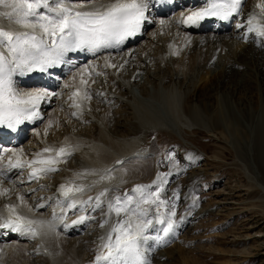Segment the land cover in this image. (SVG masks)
<instances>
[{
  "label": "bare ground",
  "instance_id": "bare-ground-1",
  "mask_svg": "<svg viewBox=\"0 0 264 264\" xmlns=\"http://www.w3.org/2000/svg\"><path fill=\"white\" fill-rule=\"evenodd\" d=\"M170 1L174 5L164 10L156 4L158 0H151L150 9L146 12L148 22L135 42L125 43L119 48L102 49L98 53H71L66 57L71 63L62 65L61 69L58 66L46 73L35 71L16 78L20 91H47L55 95L41 102L38 120L23 125L17 136L0 139V155L4 157L0 160V167L5 171V175L0 177V190H9L6 195H0V217L8 216L2 205L9 201L12 205L19 204L20 212L27 218L52 220L53 210L57 213L61 211V207L56 205L59 197L57 189L68 181L86 186V191L77 199L95 196L105 187L123 193L136 184H151L161 171L157 149L154 150L153 144L144 146L150 134L155 138L157 134L161 138L175 137L181 147L182 158L191 160L193 152L202 156L204 153L196 152L188 145L185 133L191 129L204 131L207 136L231 146L235 152L231 159L234 160L233 166H241L245 175L258 181L257 177L264 167V41L257 43L251 34L246 40L244 33L247 29L237 27L253 14L256 15V22L264 23V16L255 7L258 0H244L241 13L232 18L230 25L209 23L196 33L183 31L177 21L190 11L203 7L204 0ZM73 2L79 3L80 0ZM183 9L186 10L176 15L177 10ZM2 11L6 9L0 8ZM162 20L165 22L163 25L160 23ZM0 27L22 30L5 17H0ZM142 35L143 40L136 43ZM173 52L178 54L173 55ZM105 57L109 59L106 61ZM106 63L116 67H106ZM181 63L187 67L181 69L184 66ZM86 66L83 78L88 80L91 99L84 100L78 109L74 106V99L77 103L80 100L72 98V94L82 87L81 72ZM207 77L209 80L205 85H198L199 80ZM247 92H259L263 106L256 114L252 113L248 121L245 120L248 113H243L242 108L249 101L247 104L234 102V97L227 94L237 98ZM219 96L223 103L221 106L217 104ZM73 112L78 115L72 116ZM65 145L72 146V154L66 161L55 165L59 169L56 172L29 181L28 172L31 169L27 167L7 171V157L11 153L5 154L4 149H23L21 159L31 160L46 147L58 149ZM213 159L217 160L219 156L215 155ZM117 160L124 163L117 165ZM148 164H151L148 167L151 176L147 177L143 175L141 166ZM205 167L186 172L185 179L189 184L184 191L187 193L181 194L185 197L179 195L176 206L183 202L186 209V200L191 198L188 192L191 186L202 185L199 182L205 175ZM105 169H112L113 179L93 185V181L105 174ZM175 169L163 172L171 173L164 179L171 182L176 176L173 171L178 173ZM93 170L95 174H92ZM80 173L84 175L78 176ZM194 176L196 178L193 179ZM261 178L264 181L263 175ZM179 183L173 181L167 184L168 191L165 184V193L162 194L172 199ZM89 185L91 187H87ZM259 188L264 192V184ZM31 189L35 191L30 192ZM20 194L24 195L26 203L17 198ZM49 197L52 199L48 200ZM37 204H44L45 207L37 209ZM191 208L190 203L182 215L185 219L180 229L186 228L187 223L205 212L194 214ZM211 208L208 211H214ZM220 208L216 205V214ZM106 211V207L96 211H81L77 207L66 212L63 222L59 219L54 221L56 232L35 239L15 233L6 247L0 242V264H93L100 238L106 235L115 221L113 215L108 225L100 226ZM16 212L19 213L17 207ZM81 215L92 218L73 224L72 221ZM151 235L155 236V232ZM163 243V239L159 242L151 240L145 245L148 264H163L165 252L169 249L156 253L157 258H151L153 250L162 248ZM44 250H47L46 254ZM171 250L167 256L172 254Z\"/></svg>",
  "mask_w": 264,
  "mask_h": 264
},
{
  "label": "snow or ice",
  "instance_id": "snow-or-ice-1",
  "mask_svg": "<svg viewBox=\"0 0 264 264\" xmlns=\"http://www.w3.org/2000/svg\"><path fill=\"white\" fill-rule=\"evenodd\" d=\"M204 3V7L182 16L177 23L193 26L210 17L229 20L241 13L244 0H204ZM150 4L151 0H80L79 3L73 0H0V8L6 9L0 12V17L7 18L22 29L6 30L0 27V126L15 131L25 122L39 119L41 102L50 95H55L47 91H20L17 77H25L35 71L48 72L71 63L66 59L71 53H98L102 49L119 48L129 37L140 33L142 24L148 22L146 12L149 11ZM255 7L264 16V0H258ZM160 23L163 25L165 22L162 20ZM237 27L247 29L244 33L246 40L251 34L257 43L264 41V23L256 22L255 14L250 15L244 23L237 24ZM177 54L173 52V55ZM108 59L105 57L106 61ZM106 67L115 68L116 65L106 63ZM85 72L87 66L81 72L82 87L72 94V98L78 97L80 100L77 103L74 99V106L78 109L84 100L91 99L88 80L83 78ZM77 115V112L72 113V116ZM8 152L11 155L7 157V171L27 167L31 169L28 172V180L31 181L58 171L55 165L62 160L66 161L72 154V146L65 145L58 149L46 147L31 160L21 159L23 149H4L5 154ZM3 158L0 155V160ZM165 159L171 162L173 156L168 155ZM115 163L122 165L124 161L117 160ZM111 171L112 169H105V174H101L99 180L92 184L113 179ZM92 174H95V170ZM170 174L158 172L156 180L151 184H136L123 193L112 187H105L87 199L76 198L86 191L85 185L68 181L57 189L59 197L56 205L61 207V211L57 213L54 209L52 220L30 219L19 215L16 205H5L8 216L0 217V229L35 239L37 236L56 232L54 221L59 219L63 222L69 210L79 207L81 211H96L106 207L105 219L100 226L103 228L108 225L113 215L115 221L111 223L106 235L100 238L101 243L93 264H148L145 245L151 240L161 241L163 237L172 234L177 225L174 218L178 192L174 191L172 199L162 198L164 185L168 183L164 177ZM4 175V168L0 167V177ZM77 175L82 176L84 173ZM8 191L0 190V195H6ZM17 198L26 203L24 195L20 194ZM35 207L42 209L45 205L37 204ZM91 218L81 215L72 223H81ZM64 226L68 225L65 223ZM152 232L156 235H151Z\"/></svg>",
  "mask_w": 264,
  "mask_h": 264
},
{
  "label": "rangeland",
  "instance_id": "rangeland-1",
  "mask_svg": "<svg viewBox=\"0 0 264 264\" xmlns=\"http://www.w3.org/2000/svg\"><path fill=\"white\" fill-rule=\"evenodd\" d=\"M143 38L142 35L136 43ZM181 65V69L187 67L183 63ZM208 80V77L203 81L199 80L198 85L203 86ZM227 94H230L232 98L234 97V102L241 101L247 104L249 101L248 105L242 108L243 113H248V117L245 118L246 121L251 118L252 113L253 115L256 114L263 107L262 96L259 92H255V94L254 92H247L246 95L241 94L237 98L231 93ZM220 98L221 96L217 98L218 106L223 105ZM185 137L188 139V145L194 147L196 152H203L204 154L201 153L203 156L193 152L194 155L191 160L183 159L180 155L181 147L175 141V137L161 138L157 134L155 138L154 135L150 134L146 139V145L153 144L154 150L157 149L156 151L160 155H158L160 159L158 168H160L161 173L170 169H178H175L178 173L173 171L176 175L175 178L167 183L168 185L173 181L181 183L175 189L178 195L187 193L184 191L186 190L184 187L189 184L187 183L188 179H185L188 175L186 172L201 169L206 165L205 175L199 182L202 185L195 186L196 188L191 186L188 192L189 196L191 195V209H193L194 214L199 211L204 212V210L205 212L190 222L186 229L176 228L174 244L162 249L163 251L173 250L169 256L167 254L170 251L165 252L167 254L166 258H163V264H264V192L259 190V186L264 184L261 178V175L264 176V167L260 170L257 177L258 181H255V179H251L250 175H245V171L240 168L241 166H233L234 160L231 159L235 152L225 142L215 140L207 136L204 131L197 129L188 130ZM168 155L173 156L171 162L165 159ZM215 155L219 156L218 161L213 159ZM150 165L141 166L144 171L143 175H147V177L148 175L151 176L150 171L148 172ZM246 169L248 170V167ZM254 175L257 174L254 173ZM168 185L166 191L169 190ZM193 188L194 191H192ZM185 195L181 196L185 197ZM162 198L167 199L165 195H162ZM216 205L221 207L217 214ZM209 208L214 211H208ZM185 210L187 208L184 209L183 202H180L175 208L176 217L174 219L176 220ZM153 257L157 258V254ZM93 262L94 260H92Z\"/></svg>",
  "mask_w": 264,
  "mask_h": 264
}]
</instances>
